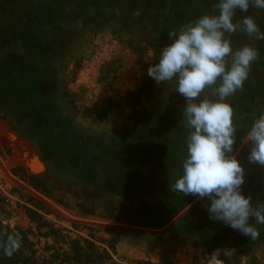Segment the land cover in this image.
<instances>
[{
	"label": "rangeland",
	"instance_id": "374dc122",
	"mask_svg": "<svg viewBox=\"0 0 264 264\" xmlns=\"http://www.w3.org/2000/svg\"><path fill=\"white\" fill-rule=\"evenodd\" d=\"M43 1L39 7L42 14L48 13L43 19L46 29L35 33L46 50L31 51L29 57L23 54L21 43L34 41L23 38L26 25L21 23L15 30L0 22V41L5 43L1 52L6 55L0 59V93H6L0 97V191L12 203L9 224L30 231V239L42 255L53 243L42 238L45 230L30 223L23 205L36 198L53 209L56 217L47 219L56 226L71 229L72 224H86L96 228L97 238L105 239L103 228L116 230L121 236L113 256L117 264H264V225H255L259 233L255 239L221 227L223 223L209 219L206 198H197L167 223L172 214L169 205L179 208L181 200L194 197L172 190L177 174L182 173L184 156L181 159L173 153L172 159H166V172L157 160H150L155 138L161 139L162 152L168 158L175 143H184L180 148L186 151L189 129L182 114L184 98L175 92L174 82L157 85L146 71L157 62L160 49L170 43L168 33L178 30L161 26L174 0H109L108 12H89L88 0H78L71 9L70 0H62L63 10L56 11L53 0ZM179 3L215 14L218 0ZM251 13L258 11L250 9ZM242 15L237 13V19ZM192 17L195 21L200 16ZM242 36H231L235 48ZM254 41L248 38L246 43L257 49ZM261 45L264 47V41ZM13 53L15 59L10 56ZM253 64L264 69V61ZM263 75H249L248 91L237 101L229 99L235 110L236 140H240L235 155L250 167L242 191L253 202H264V167L248 162L250 146L242 137L264 113V85L258 83ZM37 85L44 90L39 89L38 95L33 89ZM35 161L43 167L41 171L32 170ZM18 167L43 175L48 199L15 175ZM135 167L155 171L153 176L149 173L152 186L145 191L125 190L120 185L137 184L138 173L122 174ZM161 182L171 193L157 190ZM88 186L98 188L101 196ZM84 188H89L90 198L95 195L94 200L84 202L93 205L95 217H85L76 208L77 200L84 201ZM197 203L200 207L194 210ZM110 208L116 209L112 221L108 220L111 213L105 211ZM184 219L193 227L178 226ZM200 230L209 234L202 236L209 245L198 239Z\"/></svg>",
	"mask_w": 264,
	"mask_h": 264
},
{
	"label": "clouds",
	"instance_id": "9594fccd",
	"mask_svg": "<svg viewBox=\"0 0 264 264\" xmlns=\"http://www.w3.org/2000/svg\"><path fill=\"white\" fill-rule=\"evenodd\" d=\"M216 8L215 14L170 31V43L146 71L157 85L174 82L175 92L185 101L186 155L172 190L206 198L210 220L255 239L259 234L255 225H264V202H253L242 191L246 170L234 154L238 129L229 98L243 90L259 53L248 44L235 48L231 36L264 41V31L248 14L250 9L264 11V0H218ZM237 13L243 14L241 18ZM242 142L250 146L248 162L264 167V113L254 119ZM20 240L19 234L0 236V251L11 258Z\"/></svg>",
	"mask_w": 264,
	"mask_h": 264
},
{
	"label": "trees",
	"instance_id": "16d2710c",
	"mask_svg": "<svg viewBox=\"0 0 264 264\" xmlns=\"http://www.w3.org/2000/svg\"><path fill=\"white\" fill-rule=\"evenodd\" d=\"M178 3H179V0H178ZM179 4L181 7H185L186 5V4L183 5L181 3ZM196 15L202 16L204 14L200 10H196V12L194 11L193 13V11H188V10L183 11V10L174 9L173 7H171L170 10L167 12V15L165 18L164 28L165 29L166 28L168 29L176 28L179 30L182 26L193 22L194 18L192 16H196ZM251 15L255 19H257L258 25L259 24L263 25L264 11L258 12L256 14L251 13ZM247 39L248 38L243 35L240 38V43L238 42L237 48L246 45ZM128 43L132 45V42L129 41ZM5 56L6 55H4L3 57ZM10 56H12L13 59L17 57L15 53H13L12 55L10 54ZM5 60L6 59L4 58V60H2V63H4ZM263 73H264V69L262 66L260 67V64L251 65L250 71H249L250 76L252 75L253 77H255L256 75V77L259 78V76L263 75ZM258 83H261L264 85V79L263 80L259 79ZM249 87L250 85L248 84V82H246L244 84L243 90L237 91L229 99L232 101H237L241 95H244L248 91ZM248 121L251 122L252 119H249ZM155 140H157L158 146L152 149V157L153 159L158 161L157 163L161 165L160 168L165 169L164 165H166L167 160L172 159L173 153L176 154L175 156L181 157V159H183V156L185 157L186 151L184 149L183 151H181V149L184 146V143H181L180 145H178L179 143H175L174 144L175 147L173 148V150L171 151L172 153L169 156L170 158H168L165 152H162L161 139L158 140L155 138ZM182 142H184V140ZM239 143H240V140H236L235 145L237 144L239 145ZM238 145L234 147V154H236L237 149H239ZM238 159L244 163L243 157H239ZM34 163L35 165L32 168V170L41 171L43 169V167L38 161H35ZM243 166L246 172L250 171L249 169L250 167L248 168L246 166V163H244ZM121 168H122V164H120L119 172L121 171ZM173 169L174 171H177L176 168H173ZM16 170L18 171L15 172V175H19L18 177L23 183H25L35 193L48 199L49 191L43 179V175H33L34 173L32 172L31 169L28 171L30 172L29 174L22 167H18ZM139 174H138V179L136 181L138 185L130 184V183L128 184V182H124L120 185L125 190L131 189V190H134L135 192H140L144 189L145 191L148 188V186L150 187L152 186V184L149 179ZM117 176L119 179L120 175L118 174ZM178 177H179V174H177V178ZM163 183H165V181ZM163 183L159 184V186L157 187V190H160L161 192H165V193L168 191L169 193H171L172 190H170L166 186V184H163ZM89 188H84L82 190V193L85 195V198H84V201L77 200L76 208L78 209L80 214L85 217H95L96 211L93 205L87 206L84 203L89 200L95 199L94 197L95 195H93L92 198L88 196ZM91 189L93 192L98 193L97 194L98 197L101 196L98 190H96L98 188L93 187ZM197 198L198 197L190 198L187 200V202L185 200H181V202L185 204L182 203V206H180L179 208H175V206L169 205L167 209L171 210L172 214H170L171 216L167 223L174 220L188 206L194 203V201ZM172 200H175V199L173 198ZM164 201L165 199H163L162 205H160L162 209L165 208ZM175 202L178 203L180 201L176 199ZM11 204L12 203L9 197L0 191V236H3L5 234H19V236L21 237L20 248L11 258L4 256L2 251H0V264H117L113 256L115 255V246L117 245V243L120 242L121 236L116 230L108 226L107 228H103L104 234L108 236V238L105 239V238H97L96 228L89 227L86 224L81 225V227H78L75 224H72L71 229L56 226L52 221L47 219L48 216H51V215L54 216L53 209L50 207V205H48L46 202H44L41 199L34 198L27 202H23L26 217L28 218L30 223L36 226L37 230L39 231L45 230L42 238H44L45 240H51L53 243L52 245L47 246L43 250L42 255H39L38 251L35 248V244L30 239L31 232L24 230L20 228L19 226H11L9 224V212L11 210ZM57 205L60 206L61 204H57ZM61 207L65 208L62 205ZM199 207H200V204L197 203L194 206V210L198 209ZM110 209H111L110 211H108V209H106L105 211L111 213V217L108 220L111 219L110 221H112L114 220L113 214L115 213L116 209L114 208H110ZM177 224L178 226H181V228H184L186 226L193 227L192 224L188 222V219L180 220ZM220 226L223 227L224 224H221ZM204 234H206V237L209 236V234H207L204 230H200L198 239L199 240L201 239V242L204 245H209L206 242H204L206 238V237L205 238L202 237L204 236ZM59 252H61L62 256L58 255Z\"/></svg>",
	"mask_w": 264,
	"mask_h": 264
},
{
	"label": "crops",
	"instance_id": "0c3cea01",
	"mask_svg": "<svg viewBox=\"0 0 264 264\" xmlns=\"http://www.w3.org/2000/svg\"><path fill=\"white\" fill-rule=\"evenodd\" d=\"M61 1L62 0H53L52 1L53 4L55 5V8L53 10H55V11L56 10H63L62 5H61L62 4ZM79 1H81V0H79ZM172 2H173V5L171 7H173L174 9H180L183 11L188 10V11L194 12V9L192 8L193 5H191V6L189 5L186 8L185 7L181 8L178 4V0H174ZM76 3H78V0H70L69 9H71L70 7H75L74 5ZM118 3H119V0H118ZM40 4L42 6L45 4V2L43 0H0V22L3 24L15 26V28H14L15 30H17V28H19L18 27L19 24H21V23L25 24L26 29L28 31L27 32L22 31L23 38L25 40H28V41L30 39L34 40V41H31V43H29V42L28 43L26 42V44H24V42L21 43V46L23 47L22 50L26 52V53L23 52V54H27L28 57L30 56L31 51L39 50L41 48H42V50H46V46H43L42 44H40L39 39H37L36 33H35L36 32L35 30L39 31L40 29H42V30L46 29L44 22H43V19L47 17L48 13L42 14L40 12V7H39ZM108 6H109V0H88L87 4H86V7H89V12L94 11V10H100L102 12H108L109 11ZM75 10L78 11V9H75ZM79 10L81 11V9H79ZM201 12L204 15L208 14V13H205L204 11H201ZM161 26H162V29H165L164 28V22ZM263 26H264V23H263ZM30 27L32 29H30ZM261 43H262V41L252 42V44L258 45L257 50H259L260 55L264 51V47L261 45ZM0 44H1V46H0V59H2L1 57H3L2 56L3 53L1 51H3L5 43L0 41ZM43 48H45V49H43ZM261 61H264V57H262V56H261V59L260 58L257 59L258 63H260ZM36 75L39 76L38 73ZM38 78H36V80ZM38 87H39V85H37L36 88H33L34 92L36 91L37 95L40 93L39 89L42 90V92L44 91L42 87L41 88H38ZM5 94L6 93L1 92L0 97H2ZM153 140L154 141L152 144V149H154V147L158 146L157 140H155V139H153ZM128 156H130V155L128 154ZM151 159H153L152 154H151L150 160ZM161 169H162V171H165V169H163V168H161ZM161 169H159L158 171H160ZM132 172H135L136 174L140 173L141 175H143L147 179H149V173L152 174L151 176H153V174H155V171H153V170L149 172L146 170L137 169L136 167L133 168L131 171L130 170H128L127 172L123 171L122 174L124 175V173H132ZM142 173H144L145 175ZM187 208H189V206Z\"/></svg>",
	"mask_w": 264,
	"mask_h": 264
}]
</instances>
